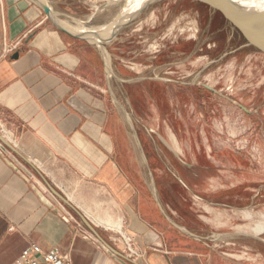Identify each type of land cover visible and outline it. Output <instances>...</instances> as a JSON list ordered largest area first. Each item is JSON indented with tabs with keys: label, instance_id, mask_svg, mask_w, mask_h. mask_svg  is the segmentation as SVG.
Returning a JSON list of instances; mask_svg holds the SVG:
<instances>
[{
	"label": "crops",
	"instance_id": "crops-1",
	"mask_svg": "<svg viewBox=\"0 0 264 264\" xmlns=\"http://www.w3.org/2000/svg\"><path fill=\"white\" fill-rule=\"evenodd\" d=\"M42 1L56 20L86 33L75 27L72 0H0V264L32 244L71 264H252L226 260L194 208L251 207L257 198L264 206V163L254 172L252 159L230 146L229 118H192L189 102L174 97L163 77L112 74L104 50L60 29ZM124 84L132 105L160 110L158 129L175 153L153 141L141 160L118 110ZM227 104L218 101L219 114ZM197 107L204 110L205 101ZM123 234L134 240L136 259L127 256ZM257 252L264 264V245Z\"/></svg>",
	"mask_w": 264,
	"mask_h": 264
},
{
	"label": "rangeland",
	"instance_id": "rangeland-1",
	"mask_svg": "<svg viewBox=\"0 0 264 264\" xmlns=\"http://www.w3.org/2000/svg\"><path fill=\"white\" fill-rule=\"evenodd\" d=\"M71 2L70 8L78 17L75 27L86 30V33L90 31L92 36L104 29L101 36L104 38L116 23L125 20L118 32L104 43L112 74L119 68L125 75L133 72L163 77L172 83L170 90L174 97L181 96L189 102L192 118L203 116L212 124V118L222 121L223 118L219 117H228L230 146L249 156L254 172L259 171L260 162L264 163V51L250 44L237 25L220 11L196 0H157L130 19L138 9L123 13L122 9L129 0ZM126 89L128 84L121 86L119 101L123 105L118 104V110L125 120L126 132L139 149L141 160L143 158L146 162L153 141L159 148L165 145L175 153V147L163 135L164 128L158 129L154 116L156 112L160 114V110L151 112L146 103L135 107L129 102ZM202 101H205L204 110L197 107V102ZM218 101L228 102V107L220 110V114L215 108ZM236 158L241 161L244 157L237 153ZM172 169L175 171L174 167ZM203 196L207 201H218L212 199L211 193H203ZM194 208L204 216L209 229L216 232L217 244L226 260L252 264L263 261L257 251L264 245V232L259 239L251 229L239 228L241 225L254 227L262 220L264 206L259 198L251 207L238 203L235 208H215L208 202H197ZM89 214L96 223L111 226L101 216ZM243 245L252 249H245Z\"/></svg>",
	"mask_w": 264,
	"mask_h": 264
},
{
	"label": "water",
	"instance_id": "water-1",
	"mask_svg": "<svg viewBox=\"0 0 264 264\" xmlns=\"http://www.w3.org/2000/svg\"><path fill=\"white\" fill-rule=\"evenodd\" d=\"M157 1V0H148L146 3L140 7L134 14H132L128 19L134 17L137 12L142 11L148 4ZM202 3L207 4L211 8L220 11L226 18H228L231 22L237 25L241 31L244 33L246 38L249 40L250 44L255 45L264 51V0H196ZM44 6L47 14L50 16L52 21L62 30L70 32L75 36L84 38L90 42L98 44L103 50L106 49L104 42L108 39L112 38L119 30V28L124 24L125 20H122L119 23H116L112 28V31L109 35L103 36L104 38H97L96 36H92L89 33L78 32L72 30L61 22L56 20L53 16V12L51 8L45 1L41 2ZM19 53L15 54L17 57ZM110 66V65H109ZM109 71L111 69L109 68ZM207 88L217 91L215 88L208 84H204ZM171 148V146H170ZM54 193L58 195L62 200L68 203L79 216L86 222L89 226L93 228L91 223L80 213L77 209H75L69 201L57 190L53 189Z\"/></svg>",
	"mask_w": 264,
	"mask_h": 264
},
{
	"label": "built area",
	"instance_id": "built-area-1",
	"mask_svg": "<svg viewBox=\"0 0 264 264\" xmlns=\"http://www.w3.org/2000/svg\"><path fill=\"white\" fill-rule=\"evenodd\" d=\"M20 41L7 46V52H13L19 47ZM4 126L0 123V133H5ZM120 239L125 244L126 254L131 259L140 256L134 240L128 235H121ZM12 264H71L59 252L44 251L40 245L32 244L25 248L19 258Z\"/></svg>",
	"mask_w": 264,
	"mask_h": 264
},
{
	"label": "bare ground",
	"instance_id": "bare-ground-1",
	"mask_svg": "<svg viewBox=\"0 0 264 264\" xmlns=\"http://www.w3.org/2000/svg\"><path fill=\"white\" fill-rule=\"evenodd\" d=\"M130 2L128 3V5H126V7L124 8V6H123V8L124 9H122L123 11V13H125V11L126 10H131V11H134V10H137V9H139L140 7H142L144 4H143V2H146V0H129ZM127 3V2H126ZM125 3V4H126ZM193 3V2H192ZM190 28V27H189ZM176 74V73H175ZM249 212V211H248ZM245 213V212H244ZM251 214V213H250ZM250 214H248L247 216L250 218L251 217V215ZM247 218V217H246ZM252 218V217H251ZM249 226V225H248ZM248 226H239V228H242V229H244V228H248V229H251L252 230V232L254 233V234H261V233H263L264 232V215L262 216V220H260V222L258 223V224H256L254 227H248ZM241 232V231H240ZM243 232V231H242ZM245 233V232H244ZM246 233H247V231H246ZM216 238V237H215Z\"/></svg>",
	"mask_w": 264,
	"mask_h": 264
},
{
	"label": "trees",
	"instance_id": "trees-1",
	"mask_svg": "<svg viewBox=\"0 0 264 264\" xmlns=\"http://www.w3.org/2000/svg\"><path fill=\"white\" fill-rule=\"evenodd\" d=\"M205 5H207V4H205ZM208 6V5H207Z\"/></svg>",
	"mask_w": 264,
	"mask_h": 264
}]
</instances>
